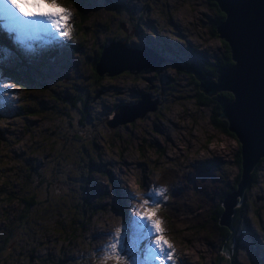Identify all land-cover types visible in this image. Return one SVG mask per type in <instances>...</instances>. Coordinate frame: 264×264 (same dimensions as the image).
Segmentation results:
<instances>
[{
  "label": "rangeland",
  "instance_id": "374dc122",
  "mask_svg": "<svg viewBox=\"0 0 264 264\" xmlns=\"http://www.w3.org/2000/svg\"><path fill=\"white\" fill-rule=\"evenodd\" d=\"M87 1L89 6L82 4L79 10L88 19L85 25L88 29L82 30V33H85V40H82L85 45L72 48L73 21L80 19V14L75 13L77 8L74 7V0L68 3L58 0L72 15L69 21L70 36L57 34V38L52 40L41 33L37 39L26 40L24 44L17 42L14 36V43L8 42L17 54L30 61L37 68L36 71L42 73L41 75L28 73L32 80L26 81L23 74L16 71L17 62L13 63L17 61L15 54L12 51L0 53V83L4 84L5 90L10 89L7 97H0V181L4 178L2 175L9 183L24 181L22 179L26 175L19 171L22 170L20 165L32 161L41 163V159L45 160L42 156L49 154V149L45 148V145L49 147L50 142L53 143L55 139L57 143L54 142V152L58 150L60 154L64 152L66 155H72L77 162L96 168L93 172L98 179L95 180L97 185H93L94 195L100 194L101 198L99 204L95 205L96 208L106 205L102 211L91 212L93 223L86 226L82 239L65 245V242L59 238L60 233L55 234L57 227H54L49 233L54 236L47 237L49 240L44 239L46 244L40 245L38 250L37 244L32 248L29 245L24 248L29 255L33 254L32 264L37 263L36 256L39 259L47 257L48 264H115L113 260L105 262L102 259L104 256L102 249L108 244L110 235L122 225H127L134 213H145V208L142 206L145 192L163 188L166 189L163 196L152 197V200L157 202L153 209L156 215L152 219L161 222L163 235L173 246L175 260L164 261V264H215L214 261L220 257L216 255V251L220 252V241L224 235L216 233L207 213L221 205L227 194L236 191L240 178L234 181L238 173L241 174L240 163L235 164L239 143L233 135L224 133L220 125L212 124V114H210L212 112L209 106L194 104L189 96L176 99L173 101L176 104L168 109L173 103L170 102L160 111V120L155 119L159 128L150 126L149 117L153 114L152 109H147L144 103L139 105V100L143 102L149 97L158 95L149 87L148 77L152 74L159 76L162 72L164 74L154 85L159 84L164 87L169 83L179 82L189 91L190 87L194 86L188 82V77L194 72L188 64L202 69V62L206 59L203 56L204 52L209 48L214 55L222 49L217 39L220 37L216 34V28L213 36L209 33L208 15L212 14L211 0ZM109 2L112 5L116 4L117 11L106 5ZM102 20L108 21L110 25H102L105 23ZM116 23H121L125 28L132 27L138 33L153 32L156 35L153 39L155 41L147 39L140 45L127 43L124 35L113 29ZM94 35L103 43L94 47L103 48L97 59L88 57L96 55L93 46H89L95 42ZM180 35L184 38H179ZM175 37L181 39L184 45L175 47L177 53L171 61L163 63L159 56L152 61L148 55L145 56L150 49L160 47L158 42L162 39L168 41L176 39ZM166 47L173 50L170 45ZM45 53L49 58L45 59L44 67L41 57ZM125 53L130 55L131 59L142 61L143 65H150V68L158 62L154 69L149 67L142 69V75L138 77L140 80L137 78L133 81L143 96L138 91L132 92L130 86L126 84L131 81L115 72L125 63L121 57ZM211 59L212 57H209V60ZM92 63L94 66L90 65V67L103 75L100 80H94L96 94L85 100L87 111L91 113V118L85 121V125L79 124L75 119L67 121L65 127L55 128L59 118L49 117L48 122L43 117L38 119L46 125L41 130L33 129L37 117L23 113L18 105L22 108L27 106L30 110L26 105V98L29 101L45 99V103L51 105L48 93L36 89L39 78H49L50 83L56 88L69 90L76 79L89 75L91 68L88 65ZM159 66H162L163 71L153 72ZM20 68V66L17 68L19 72H21ZM122 72L130 74L127 70ZM193 76L195 78L194 74ZM185 82L187 83L184 85ZM21 83L24 87H21ZM51 84V87L46 86V90L49 96L55 94L56 97L52 102L58 103L57 98H60L58 96L62 93L57 94L53 90L51 92L50 88L53 87ZM222 92L227 91L219 90L211 95L203 94L207 97L212 95L218 97ZM133 97L138 100L134 101ZM221 99L231 100L227 97ZM121 105L128 107L129 113H115ZM218 106L220 108L219 102ZM32 110H35V114L38 113L40 105H36ZM121 110L122 108L119 109ZM131 113L135 116L133 117ZM219 113L220 109L217 115ZM220 119L228 124L225 118ZM115 121L116 125L112 127ZM129 122L131 124L127 125ZM44 128L49 129V133L55 132V134L64 130V134L61 137L53 135L48 139ZM73 134H77L78 138L71 139L69 136ZM31 135L34 137L29 138ZM92 135L97 139H91ZM14 137L16 141H10ZM28 140L33 143L28 145ZM16 151L18 155L14 157ZM87 152L93 154L94 158H92L95 160L86 161L84 154L87 155ZM27 153L34 158L26 159ZM81 156L82 158L84 156V159ZM58 161L61 162V159L59 158ZM257 170L259 172L257 179L261 189L264 190V164L260 163ZM164 174L168 175L169 182L165 186H158L157 182ZM230 182L235 184V188L228 191ZM56 183H53L54 190ZM184 185H187L185 189ZM200 187L206 189L199 192L197 189ZM58 189L60 191L61 188ZM257 190V186L252 189L253 192ZM80 198L84 199V196ZM67 203L70 204V201L68 200ZM252 209L244 208L246 213L244 219L247 224L238 225L233 233L232 246L237 248L234 264H264V206H260L257 213ZM239 210L233 211L231 221L237 215L244 216L243 211L240 213ZM53 223L55 220L51 219V225ZM248 225L250 228L246 229ZM30 229L35 230V225H31ZM227 238L228 236L225 240ZM17 244L21 245V242L17 241ZM230 244L227 241L224 243L225 246ZM58 246L66 248L59 251ZM121 264H124V261ZM139 264H142V259Z\"/></svg>",
  "mask_w": 264,
  "mask_h": 264
},
{
  "label": "trees",
  "instance_id": "16d2710c",
  "mask_svg": "<svg viewBox=\"0 0 264 264\" xmlns=\"http://www.w3.org/2000/svg\"><path fill=\"white\" fill-rule=\"evenodd\" d=\"M65 3L71 1V0H63ZM109 1V0H106ZM117 1V0H113ZM213 1V8L211 9L216 13L217 15V23L213 25V29H215V26H217L224 18L225 14L222 13L218 6L216 5L215 0ZM112 2V1H111ZM106 4L107 6H111L112 9H115V5ZM87 0H74V7L77 8L75 10V13H79V20H74V33H73V43L72 48H77V46L85 45V42L82 40H85V33H82V30L88 29L85 27L86 21L88 20L86 17L80 13V5L85 4L88 5ZM106 9V7H105ZM109 10V9H108ZM117 11V10H116ZM103 21V20H102ZM102 25H110L108 21H103ZM212 26V25H211ZM210 26V28H211ZM115 31H118L124 35V37H127V32L125 27L121 26L120 24H115L114 28ZM214 35V34H213ZM216 36V34H215ZM95 39L94 44H90L89 46H93L92 49L96 50V55H94L93 50L91 49V52L94 56H88L93 57V59H97V57L100 56V54L103 51L102 46L100 48H94L100 45H103L101 43L96 35L93 36ZM180 36L179 38H181ZM177 38V37H176ZM184 38V37H182ZM219 42L222 46V49L220 50L218 56V59L214 61L213 64L209 65H203L202 69L200 68V71L203 73H209L214 75L217 68L229 66L232 64V60L230 58L229 54V48L228 45L220 38ZM182 41L181 39H178ZM3 49H7L5 45H2ZM102 48V49H101ZM195 50V49H194ZM5 52V51H4ZM3 53V52H2ZM49 53V51H48ZM79 53V52H78ZM16 56H19L21 58L20 54H16ZM49 58L48 54H44L43 57H41V60L43 62V66H46L45 59ZM22 59H24L22 57ZM209 59V58H208ZM27 60V59H26ZM94 61V60H93ZM95 63V62H94ZM94 63L89 64L88 67L94 66ZM18 66H20L21 72L17 70ZM16 71L19 74H23V77L26 79V81H29L31 78L28 75V73H34V74H42L41 72L36 71L37 68H35L31 62L24 63L23 61L17 62L15 64ZM91 68V67H90ZM124 71V70H122ZM122 71L118 72L117 74L124 79H127L131 81V83L126 82L127 85L130 86V89L132 92L137 93V91L140 93L139 88L135 87L133 84L134 79L137 77L135 75H132L129 70H127L130 74L123 73ZM190 73V72H189ZM103 75V74H101ZM100 74L97 73V71L94 68H91L89 75L86 77H81L76 79L75 83L71 86L69 90H62L61 88H56L54 84H51L48 79L39 78V82L37 84V90L40 92H46L48 93V98L51 99V107L49 106V103H45V99H33L32 101H29L28 98L25 99L27 102L26 105L29 106V109H27V106L25 108H22L18 105L19 110H23V113L30 114L31 116L37 117L35 119V123L33 126V129H40L44 127L46 124H42L41 120L38 118H43L48 120L50 118H59L58 124H56L54 127H65L67 121L69 120H77L79 124H84L85 121L91 118V113L87 111L85 100L87 97H93V94H96V90L93 86L95 79H101ZM106 78V77H105ZM51 79V78H50ZM53 80H56L55 78H52ZM107 79V78H106ZM32 80V79H31ZM189 83L192 84L193 90L196 92V102H193L194 104H198L199 100L204 102L203 105L209 106V102L213 103V109H211L210 114H212V124L214 125H220L222 128V131L224 133H227L230 135H233L232 132H230L227 128V125L225 121L218 118V101L217 99H221L222 97H227L228 99H231V94L227 92L219 93L218 97L212 96H206L203 94L201 90L197 88V80L193 77L189 78ZM196 81V82H195ZM31 82V81H30ZM42 83V84H41ZM50 84L53 86L51 89L54 92L62 93L59 99L58 103H54V97L55 94H51L49 96V92L46 90V86ZM66 85H68L66 83ZM166 86H178L183 91L188 90L182 88L180 83H169ZM21 87H24V84L21 83ZM185 87V86H184ZM61 89V90H60ZM57 90V91H56ZM61 92H60V91ZM59 91V92H58ZM156 93L158 92V89H155ZM173 90H169V92H172ZM141 94V93H140ZM143 96V94H141ZM201 95V96H200ZM53 97V98H52ZM134 101L138 100L136 97H133ZM209 101V102H208ZM40 105V110L38 113L35 114V110H32L36 105ZM49 106V107H47ZM210 108V107H209ZM44 109L47 111L45 112ZM51 109V110H49ZM57 113V114H55ZM214 111V112H213ZM160 116V115H159ZM157 116V117H159ZM78 118V119H77ZM127 123V125H130ZM43 125V126H42ZM47 132V138L50 139L53 137V135L62 136L64 134V130H61L58 134H55V132L49 133V129L44 128ZM234 136V135H233ZM34 135H31L29 138H33ZM71 139H76L77 134H73L72 136H69ZM91 139H97L95 136L92 135ZM15 137L10 140L14 142ZM16 141V140H15ZM55 143H57V140L53 139ZM7 142V141H5ZM51 143L48 147V145H45V148L49 149L48 155L42 156L45 158V160H42L41 163L32 161V162H25L20 165L22 170L19 171L23 172L26 177L22 180L24 181H15L14 183H9L8 180L5 178L4 175H2L4 178L2 181H0V207L3 206V208H0V264H32L33 254H28L27 250L24 248L26 245L34 246V244H37V250L40 247V245L46 244L47 237L51 238L52 235H49L51 233L50 231L53 230L54 227H57L55 231L58 234L60 233L61 240L65 242V245H69L72 242H76L79 239H82L85 233L86 226L89 224H92L93 221L91 219V215L93 211H102V209L106 208V205L96 208L97 206L95 204H99L101 195L98 196L94 195V188L93 185L96 184V179L98 177L96 176L95 172H93L96 168L92 166H85L84 164H81L77 162L75 159H73L72 155H66L64 152L60 154L55 150L54 152V145L55 143ZM9 143V142H8ZM31 140H28V145H30ZM41 147V146H40ZM107 148H110L107 146ZM4 150V149H3ZM6 151H4L5 153ZM83 154V153H82ZM18 155V152L16 151L14 154V157ZM86 161L87 160H95L94 155H90L89 152H87ZM84 156L82 159H84ZM93 157V158H92ZM34 156H31L27 153L26 159H33ZM59 158L61 159V162H59ZM78 160V158H77ZM261 160V159H260ZM257 163V165L253 168V170L250 173V180L254 181V172L257 170L258 165L260 164V161ZM79 161V160H78ZM240 163V156H239V150L235 154V164L239 165ZM87 165V164H86ZM9 168V164L7 165ZM256 177V176H255ZM239 178V173L237 177L235 178L236 182ZM57 182L56 189H53V183ZM98 182V181H97ZM235 184L233 182L230 185V188H228V191L234 190ZM58 188H61L60 191ZM84 196V199H81L80 197ZM88 198V199H87ZM223 196H221V199ZM70 201L67 203V201ZM67 204V205H66ZM254 203H251L249 207H246L247 209H252L256 213L259 211V208L256 207ZM245 208V209H246ZM240 209V210H239ZM215 210V213H214ZM234 210H239L240 213L243 211V217L236 216L234 218V221H231V225L234 230H236L237 226L239 225V222L243 220L246 216L245 210L242 208L241 204L238 206H235ZM213 211V214H212ZM92 212V213H91ZM222 205H218L215 209L209 211L208 218L212 222L213 227L223 238L220 241V252L216 255L220 256L218 260H215V264H234L235 261V255L236 252L233 251L232 253L227 252V250L224 249L223 245L225 243V238L229 235L230 231L229 229L219 224V217L223 215L222 213ZM51 219L55 220V223L51 225ZM166 219V218H165ZM237 219V220H236ZM213 220V221H212ZM35 225L36 229L31 230V225ZM49 229V230H48ZM57 239V236L55 237ZM23 239V240H21ZM46 239V240H44ZM17 241L21 242V245L17 244ZM66 247L58 246L59 251H63ZM53 249V248H51ZM49 249V251L51 250ZM239 252V251H238ZM51 253V252H49ZM59 256V255H58ZM37 260L36 264H45L44 262L49 263L47 257H42L39 259L37 256L35 257ZM233 261V262H232Z\"/></svg>",
  "mask_w": 264,
  "mask_h": 264
},
{
  "label": "water",
  "instance_id": "95a60500",
  "mask_svg": "<svg viewBox=\"0 0 264 264\" xmlns=\"http://www.w3.org/2000/svg\"><path fill=\"white\" fill-rule=\"evenodd\" d=\"M215 2L225 14V18L215 27L216 34L228 45L232 64L218 68L215 76L201 77L199 72L194 75L198 80L199 90L204 94L211 95L220 90L229 92L232 97L230 101L217 99L220 105L218 118L227 120L228 130L239 143L240 179L236 191L223 198V215L219 217V224L226 226L230 231L226 241L232 244L234 230L231 215L241 201L251 171L259 160L264 158V0ZM148 54L146 52L145 56ZM121 57L125 63L117 72L123 69L136 70V67L130 64L135 61L130 55L125 53ZM157 65L158 62L152 65V68L150 65L147 67L154 69ZM143 103L146 105L148 99L143 102L139 100V105ZM120 108L116 109L115 113L125 114L130 111L122 105ZM131 115L135 116L133 113ZM115 125L116 121L112 127ZM230 246L226 245L224 249L228 250Z\"/></svg>",
  "mask_w": 264,
  "mask_h": 264
},
{
  "label": "snow or ice",
  "instance_id": "6c2138e0",
  "mask_svg": "<svg viewBox=\"0 0 264 264\" xmlns=\"http://www.w3.org/2000/svg\"><path fill=\"white\" fill-rule=\"evenodd\" d=\"M72 15L58 0H0V26H2L20 44L27 39H37L39 34L55 40L59 36L68 37L71 32L69 21ZM54 30V31H53ZM31 33V35H29ZM4 52L0 49V53ZM10 89L5 90L0 83V97H7ZM166 189L147 191L143 196L145 213H134L127 225L115 230L108 244L102 249V259L113 260L115 264H139L144 262L174 261L172 244L164 237L156 215L157 202L152 197L161 195Z\"/></svg>",
  "mask_w": 264,
  "mask_h": 264
},
{
  "label": "flooded vegetation",
  "instance_id": "af4514ba",
  "mask_svg": "<svg viewBox=\"0 0 264 264\" xmlns=\"http://www.w3.org/2000/svg\"><path fill=\"white\" fill-rule=\"evenodd\" d=\"M210 4H211V7L213 8L214 4H213V1L211 0L210 1ZM212 11V14L211 15H208V19L210 20V23H209V27L211 26L210 28V36H213L214 34V30L213 29V25H215L217 23V14L214 13L213 10ZM126 29V32H127V37H124V39H126V42L127 43H131V44H134V45H140L144 42V40H147V39H150L151 41H155L153 39H155L156 35L152 32V33H145V32H140L139 33L137 32V30L135 31L132 27L130 28H125ZM137 32V33H136ZM181 36V35H180ZM184 37V36H182ZM181 37V38H182ZM138 38V39H136ZM176 38V37H175ZM158 44L160 45V47H157V48H153L155 53L162 58V62H168V61H171L174 54H175V47H178V46H181L182 45V42L180 40H177L176 39H172V40H168V41H165V39H162V41H159ZM166 45H170L171 47H173V50L172 49H169L168 47H166ZM187 45H191L190 43H187ZM207 52V53H206ZM212 51L208 48L205 52H204V56L206 57V59L204 60V63L205 65H209V64H213L214 61L216 59H218V54L219 53H216L214 55H212L211 53ZM220 52V51H219ZM209 57H212L211 60H209L208 58ZM214 60V61H213ZM190 68L198 71L199 73H201L202 75L204 76H208L209 73H203L200 71V68H197V67H193L191 66ZM145 70V69H143ZM155 71H163L162 70V66H159L157 69H155L153 72ZM152 72V73H153ZM132 75H135L137 78L139 77V75H142V70L138 73H131ZM162 76H164L163 72L159 75H153L148 77V82H149V87L153 88L154 90L155 89H158V92L156 94L158 95H154L153 97H149L148 98V103L149 101L151 102V104H146L145 106L147 107V109H152V115H150L149 119L151 120V123H150V126L151 128H156L157 127V121H155V119L157 120H160L159 116L160 115V111H162V109L164 110L165 107L167 106V104H169L170 102H173V101H176V99L178 98H181V97H187L189 96L190 97V100H193L194 102H196V92L193 90V87H190V92H187V91H183L181 90L180 87L178 86H164V87H161L159 84L158 85H154L155 82H157V80H159V78H161ZM193 77V73H190L189 77ZM136 78V79H137ZM147 79V78H146ZM154 79H156V81H154ZM138 80H140V78H138ZM195 80V78H194ZM140 82V81H139ZM188 82H190L188 80ZM196 82V81H195ZM174 83H179V82H174ZM197 85V83H196ZM135 87L136 86V83L134 84ZM138 88V87H137ZM182 88L186 89L185 87L182 86ZM169 90H173L172 92H169ZM160 96V97H158ZM166 96H168L166 98ZM201 96V95H200ZM156 99V100H155ZM209 102V101H208ZM202 101L199 100V105H202ZM176 104V102H173L169 105L168 109L172 106ZM213 103L209 102V107L211 109H213ZM150 107V108H149ZM161 116V115H160ZM129 124V123H128ZM149 128V127H148ZM262 164H264V158H262L260 160ZM258 170H256L254 172V181H252V179L249 181V185L246 187L242 197H241V201H240V204L242 206V208H246V207H249L251 205V203H254V205L256 207L259 208L260 210V206H264V190L261 189L260 187V184H259V181H258ZM256 176V177H255ZM169 182L168 180V175H163L162 178L160 179L158 185H162V186H165L167 185ZM264 182V181H263ZM232 182H230V185H231ZM257 186L258 187V190L256 192H253L252 189ZM187 187V185H184L183 188L185 189ZM206 188H202L200 187L199 189H197V191L201 192L202 190H204ZM243 199V200H242ZM255 207V208H256ZM237 220V219H236ZM234 221V219L232 220ZM247 224V221L245 219L241 220L239 222V225H245ZM247 229H249V225L246 227ZM236 231V230H235ZM234 237H235V234H234ZM227 250V249H225ZM233 251H237V248L234 247V246H231L227 252L229 253H232Z\"/></svg>",
  "mask_w": 264,
  "mask_h": 264
},
{
  "label": "clouds",
  "instance_id": "9594fccd",
  "mask_svg": "<svg viewBox=\"0 0 264 264\" xmlns=\"http://www.w3.org/2000/svg\"><path fill=\"white\" fill-rule=\"evenodd\" d=\"M216 27V26H215ZM182 42V41H181ZM182 44H183V42H182ZM184 45V44H183ZM177 52H175V54H176ZM175 54H174V56H175ZM213 55V54H212ZM148 56H149V59H151L152 61H153V58H156V57H158V55L155 53V51H154V49H150V51H149V54H148ZM173 56V57H174ZM204 56V55H203ZM205 60V59H204ZM204 60H203V65H205V63H204ZM131 65H133L134 67H136V70H134V71H130V72H132V73H138V72H140L142 69H146V65H143L142 64V61H137V60H135L133 63H130ZM188 64V63H187ZM189 65V67H191V66H193V65H191V64H188ZM193 67H196V66H193ZM197 68H199V67H197ZM120 69H122V68H120ZM119 69V70H120ZM192 69V68H191ZM218 69V68H217ZM216 69V70H217ZM123 70H125V69H123ZM193 70V74H195L196 72H198V71H196V70H194V69H192ZM118 70H116L115 72H117ZM118 73V72H117ZM216 73V72H215ZM200 75H202L201 73H200ZM187 82H185L184 83V85L186 84ZM182 86V85H181ZM184 87V86H183ZM186 88V87H185ZM189 92H190V90H189ZM156 100V99H155ZM150 108V107H149ZM156 128H159V125H157V127ZM207 157H209V156H207ZM206 157V158H207ZM206 158H204V159H206ZM249 181H250V179H249ZM248 185H249V182H248ZM247 185V186H248ZM247 229V228H246ZM234 230V229H233ZM233 241H234V239H233ZM233 243V242H232ZM231 246H232V244H231ZM230 246V247H231Z\"/></svg>",
  "mask_w": 264,
  "mask_h": 264
},
{
  "label": "bare ground",
  "instance_id": "6f19581e",
  "mask_svg": "<svg viewBox=\"0 0 264 264\" xmlns=\"http://www.w3.org/2000/svg\"><path fill=\"white\" fill-rule=\"evenodd\" d=\"M124 61V60H123ZM116 63H114V65H115ZM121 64V63H120ZM243 200V199H242ZM240 204V203H239Z\"/></svg>",
  "mask_w": 264,
  "mask_h": 264
}]
</instances>
